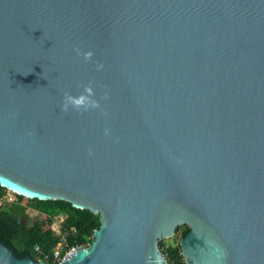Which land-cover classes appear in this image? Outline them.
Returning a JSON list of instances; mask_svg holds the SVG:
<instances>
[{
    "label": "water",
    "instance_id": "water-1",
    "mask_svg": "<svg viewBox=\"0 0 264 264\" xmlns=\"http://www.w3.org/2000/svg\"><path fill=\"white\" fill-rule=\"evenodd\" d=\"M0 186L101 216L62 264H169L186 225L187 264H264V0H0Z\"/></svg>",
    "mask_w": 264,
    "mask_h": 264
},
{
    "label": "trees",
    "instance_id": "trees-1",
    "mask_svg": "<svg viewBox=\"0 0 264 264\" xmlns=\"http://www.w3.org/2000/svg\"><path fill=\"white\" fill-rule=\"evenodd\" d=\"M6 191L7 189L0 186V198ZM18 199L19 202L12 206L6 208L0 206V242L12 248L21 259L31 257L34 260H43L46 264H55L52 256L60 242H63L64 253L74 247L91 246L95 232L102 226L100 215L90 210L75 208L65 201L34 199L29 201V205H24L25 198L18 196ZM29 208L46 215L50 221L65 216L60 233L46 228L44 221L30 222L27 214ZM180 231L182 237H185L191 228L188 225L181 226L176 233ZM37 246L41 250L40 254L36 253ZM159 246L169 264H187L182 256L180 243L166 245L165 242H160ZM166 246L168 247L164 250Z\"/></svg>",
    "mask_w": 264,
    "mask_h": 264
},
{
    "label": "clouds",
    "instance_id": "clouds-1",
    "mask_svg": "<svg viewBox=\"0 0 264 264\" xmlns=\"http://www.w3.org/2000/svg\"><path fill=\"white\" fill-rule=\"evenodd\" d=\"M76 52L78 55H81V52L79 49H76ZM85 60H89L93 53L91 51H87L82 53ZM99 67H102L100 65ZM93 95V90L91 86H85L84 92L79 94L78 96H73L69 93L64 94V102L62 104V111L67 112L69 105H72L75 109H80L83 107L84 109H87L88 107H96L97 102L93 99H90V97Z\"/></svg>",
    "mask_w": 264,
    "mask_h": 264
},
{
    "label": "rangeland",
    "instance_id": "rangeland-1",
    "mask_svg": "<svg viewBox=\"0 0 264 264\" xmlns=\"http://www.w3.org/2000/svg\"><path fill=\"white\" fill-rule=\"evenodd\" d=\"M18 199V197H17ZM30 200L25 198L23 200V204L24 205H29ZM27 214L29 216V221L30 222H34L36 220H41V221H44L46 223V228H49L51 230H53L54 232H56L57 234L60 233V227H61V223L62 221L64 220L65 216H60V217H57L55 218L54 220L50 221L46 215L32 209V208H29L28 211H27ZM182 239V232H177L175 234V236H173L172 238H169V239H164L162 240L161 242H165L166 245H169L170 243H175V244H179L180 241ZM168 246L164 247V250H166ZM163 253V252H162Z\"/></svg>",
    "mask_w": 264,
    "mask_h": 264
},
{
    "label": "built area",
    "instance_id": "built-area-1",
    "mask_svg": "<svg viewBox=\"0 0 264 264\" xmlns=\"http://www.w3.org/2000/svg\"><path fill=\"white\" fill-rule=\"evenodd\" d=\"M17 197L18 195L16 193L7 190L4 196L0 199V203L1 205H5L7 203L9 204L15 203L17 201ZM63 246H64L63 242H60L58 246L56 247V250L53 253L52 259L55 264H62L66 260V258L71 257L72 255L77 253V251L79 250V248L74 247V248H71L70 251L64 253ZM36 253L37 254L41 253V250L38 246L36 247Z\"/></svg>",
    "mask_w": 264,
    "mask_h": 264
},
{
    "label": "flooded vegetation",
    "instance_id": "flooded-vegetation-1",
    "mask_svg": "<svg viewBox=\"0 0 264 264\" xmlns=\"http://www.w3.org/2000/svg\"><path fill=\"white\" fill-rule=\"evenodd\" d=\"M2 198V197H1ZM0 198V199H1ZM17 202H19V199H17V201L15 202V203H17ZM15 203H11V204H9V203H7V204H5V205H1V203H0V206L1 207H3V208H6V207H9V206H12L13 204H15ZM57 218V217H56Z\"/></svg>",
    "mask_w": 264,
    "mask_h": 264
}]
</instances>
